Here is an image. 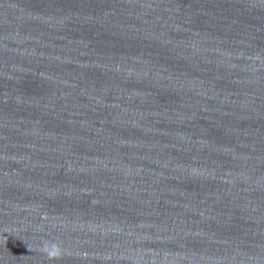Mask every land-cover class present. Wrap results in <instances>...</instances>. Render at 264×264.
Masks as SVG:
<instances>
[{
  "label": "clouds",
  "instance_id": "clouds-1",
  "mask_svg": "<svg viewBox=\"0 0 264 264\" xmlns=\"http://www.w3.org/2000/svg\"><path fill=\"white\" fill-rule=\"evenodd\" d=\"M40 251L50 260L60 258L66 252L62 244L55 240H43Z\"/></svg>",
  "mask_w": 264,
  "mask_h": 264
}]
</instances>
